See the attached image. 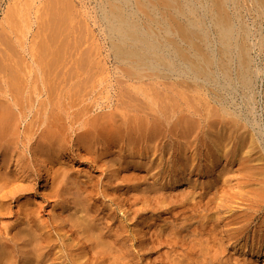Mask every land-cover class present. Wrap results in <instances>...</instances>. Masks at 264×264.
<instances>
[{
	"label": "bare ground",
	"instance_id": "1",
	"mask_svg": "<svg viewBox=\"0 0 264 264\" xmlns=\"http://www.w3.org/2000/svg\"><path fill=\"white\" fill-rule=\"evenodd\" d=\"M94 2L106 54L74 0L45 2L41 42L0 43V264H156L165 245L193 253L192 213L221 251L262 253L264 0ZM212 168V188L171 193ZM186 202L204 213L176 214Z\"/></svg>",
	"mask_w": 264,
	"mask_h": 264
},
{
	"label": "rangeland",
	"instance_id": "2",
	"mask_svg": "<svg viewBox=\"0 0 264 264\" xmlns=\"http://www.w3.org/2000/svg\"><path fill=\"white\" fill-rule=\"evenodd\" d=\"M44 1L45 0H41V2L39 0H0V43H6V42L10 43L9 41H6V40L8 39L7 35L8 36L12 35V33L14 34V35H12L14 39H15V36L17 39L19 37L20 40L25 42L28 47H30V45H32L33 43L41 42L40 40H43V38L40 39L41 33L39 32V29H40L39 23H40V15L42 13V6L45 4V2L47 0L45 2ZM94 1L95 0H74V4H75L77 10L82 11L85 8L89 12V14H91V18L89 20L90 21L89 28L91 29V32L93 35L92 36L93 40L96 43L101 42V43L105 44L106 51L104 53L106 54V53H108L107 49H108L109 41L106 39H104V40L102 39L98 25L96 23L94 24V21H92V20H95L94 18L96 15V10H95L96 3ZM135 7L138 8L137 4H135ZM249 19L252 23V17L251 16L249 17ZM7 20L9 22H11V25H12L11 26L12 31L10 32V34H9V32H7V29L4 28V25L7 24V22H8ZM66 22H69L68 19ZM73 25H74V23H73ZM252 28L258 34L256 36H254L255 38H257L256 41H258L260 39V38H258L259 35L260 36L262 35L263 38L261 37V39H264V16H263V18H261L260 22H255V24L253 25ZM4 29H6V31ZM53 30L56 32V33L53 32L55 34L53 36L58 37L57 27H56V30H55V28L52 27V31ZM8 31H9V29H8ZM48 31L52 32L51 28L48 29ZM50 32L48 35H51ZM4 36H5V38H4ZM53 36H51V39L52 38L54 39ZM59 36H61V35H59ZM57 37H55V39ZM61 38L62 37L57 38L56 42L58 43ZM255 38H253V42L255 43L254 54L260 60V57L258 56V54L260 55L262 52H260L258 48H259L261 42L264 43V40H260V42L258 41L259 42L258 43L254 40ZM52 41H53V43H56V42H54V40H52ZM59 43H63L62 40H60ZM257 46H258V48H257ZM262 55L263 54H261L260 56L262 57ZM112 62H113L112 57L110 55L108 57H106L107 71L104 75H111L112 73L114 74ZM120 73H121V70H119V72L117 71V74L116 73L114 74L115 76H117V82H116L117 86H115L116 91L124 90V86L126 84L125 78L123 76L121 77V75H119ZM111 79H112V82H110V83L113 84L114 83L113 77ZM1 87L2 86L0 85V88ZM99 88H101V86ZM99 88L95 87L96 90L97 89L99 90ZM115 89L112 86L104 88V91L101 95L104 97L100 99V102H101L103 107H107L108 102H109V100L106 99L105 95H107V96L110 95V93L114 92ZM213 133L214 132L208 133L206 135V140H207L206 142H208V144L210 143L209 145L212 146L214 149V134ZM192 139H193V137L192 138L190 137V140H192ZM206 148L207 147L202 146L200 149V154L202 153V149L206 150ZM203 168H204V165H203ZM218 171H219V168H217V169L212 168L211 172H208L207 174L204 172L203 175L195 174L196 172H193L191 174L185 173V175H186L185 178H187L190 181V183L185 182V181L180 182V183H172V185H170V188L174 189V187H175V189L171 193L172 194L174 193V195H177L178 193H180L181 190L183 192L184 189H189L190 187H193L191 185L192 183H194L198 189L206 188V187L212 188L215 184L214 176H216L215 174ZM143 186L145 187V185H141L140 188H144ZM205 200H207V198H205ZM192 202H194V201H192ZM186 203L174 204V205H176V206H174V210L176 209V212L174 210L173 211L176 214L182 213L183 218H184V216H186L185 214H187V216H192V217H193V215H196V216H194L195 219H196V217L198 218V219H196V221H194L195 220L194 218L193 219L190 218L192 221H194L193 226L195 227V229H194V227H192L194 229V232H190V233L188 232L187 236L185 238H187V239L189 238L187 242L193 241L195 246H197V247H195L193 249L192 254H189V252L192 251L190 249L191 247L190 246L188 247L187 244H182L181 243L182 241L177 246H173V247H171L170 245L169 246L165 245L163 248L153 249L152 250L153 252L150 255L153 257H150L151 259H148V260H154L156 264H159V263L161 264V262L159 260L162 258H165V257H166L165 260H167L166 262H168V264H174L175 261H176L175 264H206V263L207 264H218V263L219 264H264V250L263 251L261 250L262 253L256 254L255 251L254 252L253 251H247V250H243L242 248L239 249V245L237 246L234 244V246H227L226 243L223 242L222 248L225 249V252L221 251L218 244H216V245H214L215 243L213 244V242H214V241L212 242L213 237H212V235H210L211 233L208 232L209 230L203 231L202 229H200L202 227L200 225V221H199V220H201V218H200V216H197L198 214L196 212L201 211V209H202L201 207H202L203 203H202L201 207L196 206L194 209L192 208L193 204L191 206V204H189L188 202H186ZM185 205H187V206L184 209ZM138 206H141V204H139ZM189 206L191 208H189ZM199 208H201L200 211H199ZM190 210L193 212L196 210L195 211L196 214L192 213L193 214L192 215L190 213V215H189L188 212H191ZM173 211H172V213H173ZM202 212L204 213V211H201L199 214L202 215ZM150 213L151 214H147L146 216L152 215V212H150ZM183 213H184V215H183ZM167 215L168 214H163V217L167 218L169 216V215L168 216ZM163 217H161V220L163 219ZM184 221L185 220H183L182 222H184ZM174 222H176V221H172V224L175 227H178L179 221H178V223H174ZM195 222H196V224H195ZM162 223H164V221H162ZM162 223L160 221L158 223L156 222V224L158 226L157 228L161 229L163 227L161 225ZM198 223H199V225H198ZM175 224H177V225H175ZM185 234H183V235H185ZM190 238L191 239L193 238V239L191 240ZM250 238H251V234H250ZM193 242L191 245H193ZM236 246H237V249L235 248ZM159 249H160V251H159ZM155 250H156V252H155ZM200 250H202V252H200ZM165 251H167V255H168V253L172 252L171 254L168 255L169 259L172 262H170V260L167 259L168 256H165L166 255ZM195 251H196V253H195ZM198 253H200V254H198ZM157 254H160V255L158 256ZM205 256H206V258H209V259H205L204 258ZM170 257L171 258L173 257L174 259L172 258L173 259L172 260ZM201 259H203V260H201ZM210 259H212V260H210Z\"/></svg>",
	"mask_w": 264,
	"mask_h": 264
}]
</instances>
